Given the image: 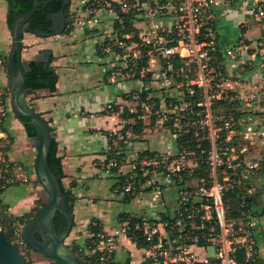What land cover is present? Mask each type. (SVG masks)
<instances>
[{
	"label": "built area",
	"instance_id": "built-area-1",
	"mask_svg": "<svg viewBox=\"0 0 264 264\" xmlns=\"http://www.w3.org/2000/svg\"><path fill=\"white\" fill-rule=\"evenodd\" d=\"M239 3L244 5L247 17L264 33V0H92L91 12L106 10L119 26L114 28V37L100 48L112 55L113 61L122 64L115 66L113 75L136 79L147 78L150 73L152 86L181 89L180 97L170 104L163 101L162 108L160 100L146 92L145 98L141 97L142 92H134L131 100L136 110H128V114L140 113L137 120L141 121L146 113L150 114L154 128H164L176 139L189 129L196 135L204 134L211 146L208 154L213 151L216 154L215 146L222 142L215 139L216 131H224L227 139L238 128L244 141L255 143L254 138L264 141V123L257 128L249 123L252 118H243L240 113L242 103L264 105V93L252 94L243 100L223 91L221 84L216 85L220 91L212 90V84L220 81L218 76L221 75V80L224 78L223 60L231 62L247 57L243 53L247 51L243 42L224 50L217 36L218 9ZM123 16L127 17L129 27L125 26ZM129 28L128 33H123ZM260 39L250 44L252 50L262 46ZM259 50L264 55V49ZM258 60L264 79V56ZM9 100V88L0 85V191L18 179L15 170L19 169L7 159L9 143L3 146L1 142L6 136L4 123L10 112ZM218 109H223L224 113H219ZM121 114L109 117L111 121L117 116L119 119L107 134L110 144L105 167L109 172L115 170L111 173L117 178L124 164H128L132 172L115 192L134 199L146 181L156 184L161 178H168L176 192L173 209L165 218L142 225V237L147 244L143 248V264H264V212L252 213L246 209L245 201L254 190L252 184H247L248 179L264 165V158L245 163L240 157H230L233 149L230 152L223 149L221 159L212 155L202 158L209 168L208 179H198L195 169L178 164L184 154L191 158L192 154L182 152L173 157L156 153L139 157L133 153L131 145L139 134L135 133V122L129 123L132 118H123ZM192 159L197 167V160ZM216 167H220L219 175ZM141 177L146 180L142 182ZM227 191H236L241 200L243 210L236 220L226 216L223 196ZM2 209L0 207V211ZM5 217L9 216L4 210L0 212V230L25 264H33L34 252L21 235L23 223L5 220ZM127 229V226L123 229L124 233ZM97 239L92 250L99 253L96 264H110L116 249L115 236L100 232Z\"/></svg>",
	"mask_w": 264,
	"mask_h": 264
},
{
	"label": "crops",
	"instance_id": "crops-1",
	"mask_svg": "<svg viewBox=\"0 0 264 264\" xmlns=\"http://www.w3.org/2000/svg\"><path fill=\"white\" fill-rule=\"evenodd\" d=\"M91 1L70 0L65 12V31L46 38L48 46L38 48L31 60L22 59L29 66L30 62L35 63L34 57L40 50L52 52L49 63L35 64L52 69L54 90L49 91L47 87L34 90L27 100L34 103L35 111L48 121L54 133L55 152L61 158L63 171L61 183L73 201V227L68 237L89 254L84 244L91 236L90 226H97L100 232L116 238L110 264H143L144 250L126 237L123 229L127 222H121L120 216L134 217L143 224L165 218L173 209L175 186L168 178H161L156 184L146 181L138 196L128 204L123 202V195L113 189L117 177L105 167L109 149L107 134L119 119L117 116L111 121L109 117L135 111L136 104L131 100L134 92H146L151 98L160 100L161 108L164 107L163 96L149 86L148 77L125 79L113 75L115 66L122 64L113 61V56L100 48L115 35L114 18L106 10L91 12ZM6 13L7 3L5 24ZM216 25L218 40L224 50L244 41L252 45L261 33V27L247 17L242 3L219 8ZM6 28L8 30L7 24ZM34 37L37 36L25 32L22 44H32ZM6 40V32L0 24V51ZM245 63L253 70H241ZM260 63L249 54L242 60H223V73L227 75L224 91L243 100L252 94L264 93ZM4 82L0 72V85L3 86ZM251 112L263 115L264 105L241 104L243 118ZM20 123L12 115L4 123L5 134L11 138L7 159L16 163L19 169L15 170L18 179L0 191V207L14 218L32 215L44 204L43 190L32 169L35 149L29 146ZM129 123L134 121L130 119ZM142 123L139 136L131 145L133 153L137 156L144 152L171 156L178 153L176 137L168 130L154 128L147 113ZM260 143L264 146L262 139ZM243 160L248 163L245 157ZM131 172L128 164L119 169L124 176ZM4 175L11 177L10 174ZM247 184H252L254 189L250 196V211L255 214L264 212V165L254 171Z\"/></svg>",
	"mask_w": 264,
	"mask_h": 264
},
{
	"label": "water",
	"instance_id": "water-1",
	"mask_svg": "<svg viewBox=\"0 0 264 264\" xmlns=\"http://www.w3.org/2000/svg\"><path fill=\"white\" fill-rule=\"evenodd\" d=\"M53 2L60 3V10L56 13H49L45 16L48 26L44 30L30 29L28 20L40 7H45ZM7 3V17L13 11L10 0ZM70 0H33L31 8L16 15L8 26L11 43L7 55L8 76L7 86L10 91V111L13 117L34 128L35 136L28 138V144L35 149L33 160V173L35 178L46 195V201L37 215L21 227V235L34 253L40 254L57 264H88L86 260L79 257L66 244L73 227V217L67 211V205L63 193L55 176L47 165V155L51 149L54 133L49 123L34 109V103L27 100V96L33 90L26 88V73L29 68L22 60L23 34L29 32L39 38L58 36L65 31V10ZM52 55L51 50H40L34 57L35 63H49ZM16 58V70L13 66V57ZM27 120V121H24ZM55 151V148H54ZM60 216L64 221V228L60 233L56 232L54 219ZM0 264H25L15 246L9 241L7 235L0 230Z\"/></svg>",
	"mask_w": 264,
	"mask_h": 264
},
{
	"label": "trees",
	"instance_id": "trees-1",
	"mask_svg": "<svg viewBox=\"0 0 264 264\" xmlns=\"http://www.w3.org/2000/svg\"><path fill=\"white\" fill-rule=\"evenodd\" d=\"M42 1V0H38ZM12 9L15 10L17 15H20L26 11H28L33 3V0H10ZM60 10V3L59 2H53L51 4H48L47 6L40 7L39 10L34 13L31 18L28 20V25L30 29H40L44 30L43 27V21H45V16L49 13H55ZM123 20L125 21V26L129 27L130 23L127 20V17L123 16ZM11 24V21H10ZM43 24V25H42ZM48 25V23H46ZM119 26L115 24V29H118ZM130 31L126 30L123 33H128ZM26 88H30L33 91L47 87L49 91L54 90V76H53V71L51 68L43 67L42 65H37L33 62L29 63V72L26 73ZM146 93L142 92L141 97L145 98ZM158 102H156L155 107H157ZM218 105H222V102H217ZM140 114V113H139ZM139 114H128V112H123L121 116L123 118H132L134 119L135 122V133L139 134L142 127L143 123L141 120H137V115ZM27 121V120H24ZM167 129L169 128V125H166ZM23 129L25 131L26 137H32L35 136V131L34 128L31 125L25 124L23 126ZM172 132V130H170ZM204 134H197L193 129H189L186 134L184 135H178L176 139L177 143V149L178 153H188L192 154L193 157L197 160V167L195 168V177L198 179H208V173H209V168L205 164V161L203 160L206 154H208L211 150L210 143L208 142L207 139H205ZM226 139V133L224 131L220 132V140L219 141H225ZM110 144V141H109ZM56 147V143L54 140H52V145L51 149L47 155V165L49 169L52 171V173L58 177V182L60 184L61 191L63 193V198L64 201L67 205V211L68 213L72 216V206H73V201L70 197V195L64 190L61 179L63 178V171H62V165H61V158L56 156V152L54 151V148ZM223 149H227L229 152L231 149H234V144L232 142H228L225 144V147ZM152 154L155 153H150V152H144L139 155V157L143 156H151ZM109 156L107 155L106 160H108ZM203 158V159H202ZM106 163V162H105ZM111 172H115V170H111ZM146 178L141 177V181L144 182ZM126 182V176L124 175H119L117 178V184L114 186V190H117V187H122ZM224 204L227 206V218L236 220L240 218L241 211L243 209L240 208V203L241 200L237 195L236 191H227L224 196ZM132 200L131 197L129 196H124L123 197V202L125 204H128ZM247 205L246 209L248 210L249 207V202H250V197L245 200ZM43 204L40 205L39 208H37L32 215H27L24 217H19V218H14V217H5V220H17L21 223L27 222L30 219L34 218L39 210L42 208ZM120 221L121 222H127V231L125 233L126 237L129 238L138 248H145L147 244L145 243L143 237H142V232L141 228L143 225V222L140 221L139 219H136L134 217H129L125 215L120 216ZM54 226L56 229L57 233H60L63 228H64V221L63 219L58 216V218L54 219ZM89 233H90V238L85 241L84 247L85 250L89 254H85L84 249L80 248L77 245H74V248H71L75 254H77L79 257L83 258L84 260L87 261L88 264H96V260L99 257V253L97 251L92 252V250L95 249V245L97 243V235L100 233V230L98 229L97 226H90L89 228ZM57 264V263H56Z\"/></svg>",
	"mask_w": 264,
	"mask_h": 264
},
{
	"label": "rangeland",
	"instance_id": "rangeland-1",
	"mask_svg": "<svg viewBox=\"0 0 264 264\" xmlns=\"http://www.w3.org/2000/svg\"><path fill=\"white\" fill-rule=\"evenodd\" d=\"M5 12H6V1L5 0H0V24L4 28V31L6 32V36H7L6 43L3 46V48L1 49V51H0V61H1V65H2V66L0 65V72H1L2 77L4 78V80L6 81V82H4L6 85L4 84L3 86H7V79H6L7 78L6 77L7 73H6V70H4V61H5L6 54L9 51V47H10V43H11L10 34H9V32H8V30L6 28V24H5ZM258 38H262L259 41L262 44V46L257 47V50L256 49L252 50L251 49V45H250L249 42H246V41L243 42L246 45V47H247V51L243 52L244 54L254 55V57L256 59H261L264 56V55L260 54L261 51L259 50V49H264V33H260V35H258ZM47 46H48V41H47L46 38L42 39V38L34 37L32 44L27 45V46L23 45V49L24 50L22 52V59L23 60H31L33 58L34 54L36 53V50L38 48H40V47L41 48H46ZM244 66H245L244 69H241V70H244V71L253 70V68L251 66H248L247 63H245ZM215 70L217 72H219L216 68H215ZM262 76H263V72H262ZM220 77H221V75L218 76V79L220 81H217V82L215 81V83L212 84V90L213 91H215V90L216 91H220L221 90L218 87H216L217 84H221L222 85L221 88L224 91L223 84H224L225 79L227 78V75H225L222 80H221ZM148 80L151 81L150 73H149V76H148ZM149 86H151V88L154 91H157L160 96H163V98H162L163 100L162 101L165 102L167 100V104L175 102L177 100V98L180 97L178 92L181 89L174 88V87L161 89V88L152 86L151 84H149ZM261 105H263V104H261ZM217 111L219 113L220 112L224 113L223 109H218ZM11 115H12V113L10 111L8 113V116H11ZM149 115L150 114H148V116ZM248 117L253 119L249 123L250 124H255L257 128H258L260 123H262V124L264 123V114L261 115L258 112L257 113L251 112ZM152 120H153V118H152ZM246 120H248V119H246ZM219 134H220L219 131L215 132V139L217 140V142H221V141H219L220 140V135ZM226 136H227V134H226ZM253 140H254L253 142H255V143H252L251 141H244L242 139L241 130L236 128L232 132V134H230L227 137V139L224 142L222 141L220 145L218 144L217 146H215L216 154H214L213 153L214 151H213L210 154L206 155L205 158L207 159L210 155H212L215 158L217 157V159H221V157L225 153V150H223V148L225 147V144L228 143V142H232L234 144V149L230 153V155H231L230 157L235 158V159L237 157H240L242 160L245 157L249 163H250V161L256 162V161L260 160L261 158H264V146L261 145L260 138H254ZM1 142H2L3 146H8L6 143H9V145H10L11 138L6 135L5 139H2ZM241 152H242V154H241ZM35 153H36V151L34 150V154ZM178 164L180 166H184V168H192V169L196 168L195 160L192 159L191 156L185 155V154H184V159H178ZM219 164L220 163H217V165H219ZM215 170L218 172L217 174L219 175L220 174V167H216ZM42 199H43L44 202L46 201V195H45L44 191L42 192ZM3 211L4 210L2 209V211H0V212H3ZM226 215H227V206H226ZM65 242L70 248H74V244H73L72 239H70L68 237L65 240ZM33 264H56V262L53 261V260L47 259V258H45L44 256H42L40 254L34 253Z\"/></svg>",
	"mask_w": 264,
	"mask_h": 264
},
{
	"label": "flooded vegetation",
	"instance_id": "flooded-vegetation-1",
	"mask_svg": "<svg viewBox=\"0 0 264 264\" xmlns=\"http://www.w3.org/2000/svg\"><path fill=\"white\" fill-rule=\"evenodd\" d=\"M58 12V11H57ZM65 12H66V10H65ZM56 13V12H55ZM17 14H16V12H15V10H13L12 12H10L9 13V15H8V17H7V13H6V24H7V26H9L10 25V21H11V23H12V21H13V19H14V17L16 16ZM44 24V25H43ZM43 29H45L48 25L46 24V22L45 21H43ZM7 55H8V52H7V54H6V57H5V61H4V70H6V73H7V75H6V77L8 76V60H7ZM1 65V64H0ZM2 66V65H1ZM13 66H14V68H15V70H16V58H15V56L13 57ZM28 66V65H27ZM28 68H29V66H28ZM29 72V71H28ZM7 79V78H6ZM27 81V80H26Z\"/></svg>",
	"mask_w": 264,
	"mask_h": 264
}]
</instances>
